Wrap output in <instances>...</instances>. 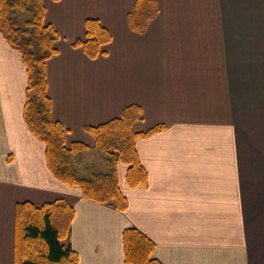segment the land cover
<instances>
[{
    "label": "crops",
    "instance_id": "1",
    "mask_svg": "<svg viewBox=\"0 0 264 264\" xmlns=\"http://www.w3.org/2000/svg\"><path fill=\"white\" fill-rule=\"evenodd\" d=\"M42 1L59 34L47 79L67 143L93 146L86 128L132 104L138 130L160 129L136 141L146 182L130 186L117 162L125 211L85 198L55 177L29 129L27 68L0 31V264H15L17 204L60 198L75 208L78 264H126L129 227L162 264H264V0H153L142 31L128 19L136 0ZM88 19L111 33L96 57L72 44ZM106 157L91 147L77 170L107 171Z\"/></svg>",
    "mask_w": 264,
    "mask_h": 264
},
{
    "label": "trees",
    "instance_id": "2",
    "mask_svg": "<svg viewBox=\"0 0 264 264\" xmlns=\"http://www.w3.org/2000/svg\"><path fill=\"white\" fill-rule=\"evenodd\" d=\"M45 12L42 0H0V31L22 53L27 68L24 111L27 125L45 143L47 163L55 177L79 187L85 198L125 211L129 202L120 187L117 162L128 166L126 179L130 186L146 182L147 171L137 152L136 141L160 128L138 130L143 111L132 104L119 116L86 128L93 136V146L81 141L67 143L68 129L54 118L48 92L47 62L58 53L59 34L53 25L45 22ZM156 13L153 0H136L128 15L129 23L133 29L142 31ZM110 41L109 30L99 20L88 19L85 37L75 39L72 44L96 57ZM91 147L107 155L108 170L84 176L76 164L81 153ZM74 216L73 204L62 198L40 205L17 204L14 263L78 264L79 255L71 245ZM122 239L126 264H162L153 257L154 242L137 227L125 229Z\"/></svg>",
    "mask_w": 264,
    "mask_h": 264
},
{
    "label": "rangeland",
    "instance_id": "3",
    "mask_svg": "<svg viewBox=\"0 0 264 264\" xmlns=\"http://www.w3.org/2000/svg\"><path fill=\"white\" fill-rule=\"evenodd\" d=\"M103 153V152H102ZM105 154V153H104ZM105 156H107L106 154H105ZM107 158V157H106ZM76 166H78L77 164H76ZM108 167V166H107ZM87 170V169H86ZM88 171H90V170H88ZM92 171H96V170H92ZM79 172V171H78Z\"/></svg>",
    "mask_w": 264,
    "mask_h": 264
}]
</instances>
